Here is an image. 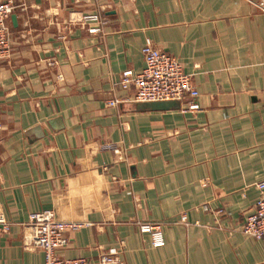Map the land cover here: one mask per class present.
<instances>
[{
    "label": "crops",
    "instance_id": "obj_1",
    "mask_svg": "<svg viewBox=\"0 0 264 264\" xmlns=\"http://www.w3.org/2000/svg\"><path fill=\"white\" fill-rule=\"evenodd\" d=\"M259 1L22 0L10 19L12 57L0 61V214L12 223L0 264H45L24 245V223L43 210L72 215L59 199L95 165L107 167L115 218L91 211L92 225L69 231L60 257L264 264L263 242L241 230L264 194ZM97 12L106 23L90 33L77 20ZM148 45L192 74L179 109L139 111L135 88L120 85L123 71L143 70ZM138 222L161 224L164 245Z\"/></svg>",
    "mask_w": 264,
    "mask_h": 264
},
{
    "label": "built area",
    "instance_id": "obj_2",
    "mask_svg": "<svg viewBox=\"0 0 264 264\" xmlns=\"http://www.w3.org/2000/svg\"><path fill=\"white\" fill-rule=\"evenodd\" d=\"M259 6L264 10V0L259 1ZM19 8H24L22 0H0V61L9 60L12 57L10 19ZM77 21L87 26L90 33L102 32L106 23L105 17L98 12L83 14ZM142 52L145 61L143 70L141 72H134L131 69L123 71L120 85L125 89L135 88L136 103L172 100L182 102L192 90V74L184 69L177 57L166 51L148 45L143 47ZM117 104H119L118 100L110 101L112 106ZM197 106L192 104L189 108L197 109ZM101 150L113 151L117 159L127 160L114 143H104ZM104 172H107V167L104 165L85 167L78 175L79 181L73 186H68L59 202L60 205L73 207L72 215H62L53 209L43 210L31 214L30 219L24 223V245L28 248L41 249L45 256V264H92L85 257L62 258L58 252L68 245L69 231L92 225L88 218L91 211L108 210L107 220L115 218L116 211L107 201L109 183L105 180ZM138 223L141 231L151 233L155 247L164 245L161 224ZM11 226V221L0 214V239L10 232ZM241 230L244 235L264 244V194L258 198L252 212L246 216ZM114 261L115 257L104 254L100 257L98 264H111Z\"/></svg>",
    "mask_w": 264,
    "mask_h": 264
},
{
    "label": "water",
    "instance_id": "obj_3",
    "mask_svg": "<svg viewBox=\"0 0 264 264\" xmlns=\"http://www.w3.org/2000/svg\"><path fill=\"white\" fill-rule=\"evenodd\" d=\"M12 20L16 23L17 16L12 15ZM181 107V101H155V102H137L136 108L139 111H167L179 109Z\"/></svg>",
    "mask_w": 264,
    "mask_h": 264
}]
</instances>
